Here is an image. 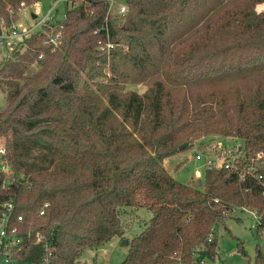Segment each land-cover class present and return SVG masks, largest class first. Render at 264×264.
<instances>
[{"label":"trees","instance_id":"obj_1","mask_svg":"<svg viewBox=\"0 0 264 264\" xmlns=\"http://www.w3.org/2000/svg\"><path fill=\"white\" fill-rule=\"evenodd\" d=\"M39 1L0 0V34L12 28L21 6ZM77 1L2 62L8 110L0 133L8 135L13 174L0 171V207L13 201L46 234L54 246L47 264H82L86 249L123 236L125 208L141 206L152 217L119 264H200L196 254L214 259L215 225L224 226L241 207L264 218V91L189 108L188 98L171 102L156 79L144 94L110 90L105 105L93 82L109 65L117 75L125 63L147 77L156 52L180 86L264 76V9H257L264 0H230L195 27L189 25L195 10L208 0H125L120 16L108 13L106 0ZM59 32L63 43L54 50L46 40ZM108 39L115 46L101 50L99 42ZM209 134L243 140L236 167L207 168L198 184L179 181L164 158ZM259 152L263 158L255 160ZM238 246L245 250L243 242ZM256 261L264 264L261 249Z\"/></svg>","mask_w":264,"mask_h":264},{"label":"rangeland","instance_id":"obj_2","mask_svg":"<svg viewBox=\"0 0 264 264\" xmlns=\"http://www.w3.org/2000/svg\"><path fill=\"white\" fill-rule=\"evenodd\" d=\"M56 0H42L37 3L21 6L18 9L17 17L11 27L13 30L32 32L39 31L43 24L39 23L40 19L46 16L52 7V3ZM122 0H116L120 3ZM230 0H208L207 4L198 7L195 10L196 19L190 22V26L195 27V24L206 17L207 13L212 14L216 9H219L223 4ZM67 7L70 3H59L56 9L49 14L48 17L60 20L64 17ZM210 7H214L212 12H209ZM261 11L264 9V3L257 6ZM116 10V8H114ZM36 14V17H33ZM203 23V21H202ZM200 23V24H202ZM10 27L4 26L2 31L8 33ZM183 28V27H182ZM182 28L178 30L177 37L183 33ZM1 40V39H0ZM177 41V40H176ZM24 46L20 40H6L5 43L0 42V68L2 62L10 57H16L22 53ZM154 65H150L145 72L147 77L139 74V70L132 63L120 64L117 69V75L113 68L109 65L104 69V73L98 76L93 82V87L101 97L102 101L108 104V92L116 89L119 93L124 94L130 91H137L144 94L152 86L156 79H162L166 84V90L169 92L168 99L171 102L176 101L182 103L186 98L189 100V108L194 107L195 103L198 107H203L212 100L225 97L226 99L243 95L250 90L258 89L264 91V76L247 77L237 76L225 78L219 82H208L199 85L180 86L167 77L164 70V58L161 52H156ZM40 66L36 63L32 66L30 74L36 72ZM117 76V77H116ZM6 72L0 73V119L8 110L6 90L4 82L6 81ZM8 135L0 133V142L7 143ZM243 140L235 137L224 136L220 134H209L197 140L193 146L174 153L164 158L163 164L166 169L174 175L179 181L192 183V178L197 171H201L202 180L204 181L206 170L204 161H197L196 154L198 152L214 155L212 146L218 144L221 146L231 147L235 144H242ZM198 184L199 181H193ZM152 217V212L146 207L132 208L127 207L121 214V222L124 227L123 236H115L109 242L101 245L96 249H86L80 260L82 264H119L122 262L129 251V241L140 234ZM257 218L250 210L237 209L231 217L225 220V225L217 226L215 231L218 239V253L215 260L218 264H257L256 255L258 249L264 251V228L259 231L256 228ZM128 240V242H124ZM243 242L245 250H239V243ZM210 259V260H214Z\"/></svg>","mask_w":264,"mask_h":264},{"label":"built area","instance_id":"obj_3","mask_svg":"<svg viewBox=\"0 0 264 264\" xmlns=\"http://www.w3.org/2000/svg\"><path fill=\"white\" fill-rule=\"evenodd\" d=\"M109 2L108 13L111 15H123L126 12V2L122 0L120 3H116V0H106ZM70 3L71 6L78 5L79 1L77 0H56L52 3L48 14L42 17L39 23L43 24V27L39 30L44 29L45 24L57 23L58 20L48 17L49 14L56 9L59 3ZM116 8V10H114ZM65 16V15H64ZM107 27V24H104L102 28ZM13 28V27H12ZM9 29L10 32L0 34V42L5 43L6 40L18 39L20 42H23L27 38H30L36 32H32L31 29L27 31H19ZM100 29L96 30V33H99ZM38 32V31H37ZM46 43L50 44L53 49L60 47V44L63 43V34L61 32L52 35L48 34ZM115 46L114 42L107 40L105 43L100 41L98 47L101 50L110 49ZM42 57V55H40ZM214 155H208L201 152L196 154L197 161H204L205 170L207 168H217L225 167L228 169H234L240 157V153L243 149V144H235L234 146H219L214 144L212 147ZM7 154L6 144L0 142V157H3L0 163V171L8 175L13 174V168L5 158ZM263 154L259 152L255 160H261ZM253 159V161H255ZM261 164L264 165V161H261ZM254 166H252L253 168ZM243 179H245V173L241 174ZM202 181L201 171H197L195 176L192 178L193 181ZM194 183V182H193ZM6 184L4 185V187ZM218 198H215V201H218ZM49 203H45L43 209L40 211L41 214L45 213V207ZM246 209L241 207V209ZM249 210V209H247ZM253 212L257 218V223L261 222L263 213H259L256 210H250ZM213 230H217V226L213 227ZM211 237H213L211 235ZM54 251V246L47 241L46 234L31 226V224L26 220L23 213H19L17 209V204L13 201H8L3 203L0 207V264H47L49 262V257ZM197 259L200 264H218V261L210 260L208 258H201L200 254H196ZM178 264H184L180 262Z\"/></svg>","mask_w":264,"mask_h":264},{"label":"water","instance_id":"obj_4","mask_svg":"<svg viewBox=\"0 0 264 264\" xmlns=\"http://www.w3.org/2000/svg\"><path fill=\"white\" fill-rule=\"evenodd\" d=\"M37 15L36 14H33V17H36ZM187 147V144H182L181 146H180V149H184V148H186ZM261 223H264V218L263 219H261ZM124 242H128V240H125Z\"/></svg>","mask_w":264,"mask_h":264}]
</instances>
